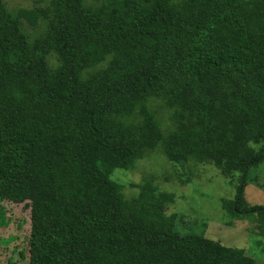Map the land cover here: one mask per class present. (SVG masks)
<instances>
[{
    "label": "trees",
    "instance_id": "trees-1",
    "mask_svg": "<svg viewBox=\"0 0 264 264\" xmlns=\"http://www.w3.org/2000/svg\"><path fill=\"white\" fill-rule=\"evenodd\" d=\"M156 150L243 173L224 210L264 219L244 200L264 161V0H0V226L4 205L29 211L0 237L7 264H257L180 232L151 182L125 197L112 172Z\"/></svg>",
    "mask_w": 264,
    "mask_h": 264
},
{
    "label": "rangeland",
    "instance_id": "rangeland-1",
    "mask_svg": "<svg viewBox=\"0 0 264 264\" xmlns=\"http://www.w3.org/2000/svg\"><path fill=\"white\" fill-rule=\"evenodd\" d=\"M36 1L6 0L12 10L31 7ZM111 176L122 186L127 199L132 198L139 190L138 185L146 181L160 191L172 193L174 200L167 204L165 212L176 215V225L180 232L202 233L225 246L242 248L247 255L256 259L257 264H264V219L259 214L253 218L236 219L223 207V201L235 197L243 173L226 176L214 164L206 162L172 163L156 150L139 160L133 169H115ZM244 200L250 205L264 206V161L247 172ZM4 207L6 217L12 220L10 225L4 222L0 226V237L5 236L7 228L21 235L22 231L28 229L29 211L23 205ZM6 249L9 253L3 254L4 251L0 250V258L5 264L12 257L13 251L11 245ZM16 264L24 262L17 261Z\"/></svg>",
    "mask_w": 264,
    "mask_h": 264
}]
</instances>
